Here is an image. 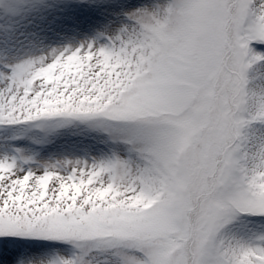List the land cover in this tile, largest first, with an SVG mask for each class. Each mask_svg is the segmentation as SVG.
Masks as SVG:
<instances>
[{
	"label": "snow or ice",
	"instance_id": "obj_1",
	"mask_svg": "<svg viewBox=\"0 0 264 264\" xmlns=\"http://www.w3.org/2000/svg\"><path fill=\"white\" fill-rule=\"evenodd\" d=\"M0 264H264V0H0Z\"/></svg>",
	"mask_w": 264,
	"mask_h": 264
}]
</instances>
